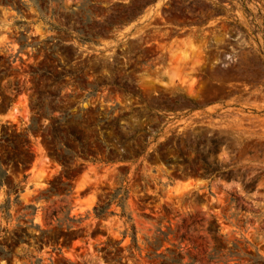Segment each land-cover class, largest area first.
<instances>
[{
	"label": "rangeland",
	"instance_id": "rangeland-1",
	"mask_svg": "<svg viewBox=\"0 0 264 264\" xmlns=\"http://www.w3.org/2000/svg\"><path fill=\"white\" fill-rule=\"evenodd\" d=\"M0 169V264H264V0H0Z\"/></svg>",
	"mask_w": 264,
	"mask_h": 264
},
{
	"label": "trees",
	"instance_id": "trees-1",
	"mask_svg": "<svg viewBox=\"0 0 264 264\" xmlns=\"http://www.w3.org/2000/svg\"><path fill=\"white\" fill-rule=\"evenodd\" d=\"M32 121H33V120H31V124H32ZM28 130L30 131V127L28 128ZM0 172H1V169H0Z\"/></svg>",
	"mask_w": 264,
	"mask_h": 264
}]
</instances>
